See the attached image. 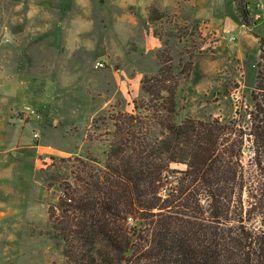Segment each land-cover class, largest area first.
Masks as SVG:
<instances>
[{"label":"rangeland","instance_id":"374dc122","mask_svg":"<svg viewBox=\"0 0 264 264\" xmlns=\"http://www.w3.org/2000/svg\"><path fill=\"white\" fill-rule=\"evenodd\" d=\"M245 1L251 29L238 23L232 0H0V121L7 125L0 133L24 154L28 174L16 178L19 191L31 187L43 212L54 209L52 221L33 228L39 238L19 228V264H67L56 224L60 197L104 170L115 120L139 116L135 107L148 99L141 80L158 71L163 51L177 70L181 61L193 63L190 76L179 77L176 123L249 122L259 38L264 43V10L255 6L264 0ZM149 8L159 20H149ZM225 22L236 23L231 34L223 33ZM249 226L258 228L257 217Z\"/></svg>","mask_w":264,"mask_h":264},{"label":"trees","instance_id":"16d2710c","mask_svg":"<svg viewBox=\"0 0 264 264\" xmlns=\"http://www.w3.org/2000/svg\"><path fill=\"white\" fill-rule=\"evenodd\" d=\"M232 1L251 29L248 2ZM148 13L149 20L160 19L154 18L157 9ZM259 45L254 111L244 127L219 118L176 123L179 77H189L193 63L181 61L177 70L161 53L158 71L141 80L148 99L135 107L139 116L118 114L115 120L104 170L60 197L63 214L56 224L67 264H264L260 38ZM248 144L250 169L244 164ZM253 216L258 228L249 226Z\"/></svg>","mask_w":264,"mask_h":264},{"label":"crops","instance_id":"0c3cea01","mask_svg":"<svg viewBox=\"0 0 264 264\" xmlns=\"http://www.w3.org/2000/svg\"><path fill=\"white\" fill-rule=\"evenodd\" d=\"M238 23L242 28L245 27L239 17ZM236 26V23L225 22L223 33L231 34ZM232 37L234 36H230L229 40ZM242 61L241 59L240 62ZM1 86L3 87L2 84ZM4 95L5 93H0V103H5ZM6 126L3 121H0V132L5 133ZM18 149L17 142H14V140L8 141L6 135L0 133V264H19V250L23 242V235L20 234L19 228L22 225L27 227L26 235L29 239H35L39 238V235L34 232L33 228L49 222L47 209L44 208L45 212H43L39 201L32 197L35 196L33 189L28 187L26 191L21 193L19 191L20 187L15 183L16 178L24 179V175L28 174L26 163L23 160L24 154L21 149H19L20 152H17ZM9 155H11V158H9ZM35 169H38L37 166ZM9 181L13 182L14 185L10 186ZM35 194L38 196V191ZM41 211L43 217H41Z\"/></svg>","mask_w":264,"mask_h":264},{"label":"built area","instance_id":"2783aa9c","mask_svg":"<svg viewBox=\"0 0 264 264\" xmlns=\"http://www.w3.org/2000/svg\"><path fill=\"white\" fill-rule=\"evenodd\" d=\"M255 10L257 11V12H259V11H261V10H264V6H262L260 3H258V4H256V6H255ZM261 16L262 15H257V18L259 19V18H261ZM255 19H256V17H255ZM262 19V18H261ZM263 19H264V17H263ZM257 20V19H256ZM131 221V220H130Z\"/></svg>","mask_w":264,"mask_h":264}]
</instances>
